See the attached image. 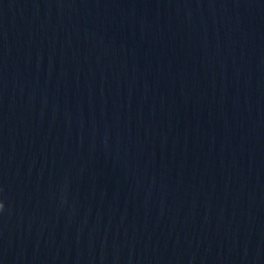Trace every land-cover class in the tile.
<instances>
[{"label": "water", "instance_id": "95a60500", "mask_svg": "<svg viewBox=\"0 0 264 264\" xmlns=\"http://www.w3.org/2000/svg\"><path fill=\"white\" fill-rule=\"evenodd\" d=\"M0 264H264V0H0Z\"/></svg>", "mask_w": 264, "mask_h": 264}, {"label": "clouds", "instance_id": "9594fccd", "mask_svg": "<svg viewBox=\"0 0 264 264\" xmlns=\"http://www.w3.org/2000/svg\"><path fill=\"white\" fill-rule=\"evenodd\" d=\"M4 208V204L2 202H0V211H2Z\"/></svg>", "mask_w": 264, "mask_h": 264}]
</instances>
